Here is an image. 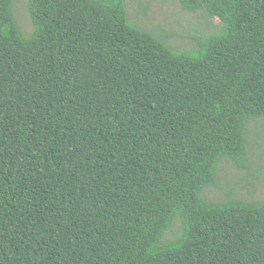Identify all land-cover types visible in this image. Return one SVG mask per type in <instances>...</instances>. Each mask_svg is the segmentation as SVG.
Returning <instances> with one entry per match:
<instances>
[{"label":"trees","instance_id":"obj_1","mask_svg":"<svg viewBox=\"0 0 264 264\" xmlns=\"http://www.w3.org/2000/svg\"><path fill=\"white\" fill-rule=\"evenodd\" d=\"M177 51L125 0H0V264H264V202H208L264 120V0H177ZM179 220V234L163 243Z\"/></svg>","mask_w":264,"mask_h":264},{"label":"rangeland","instance_id":"obj_2","mask_svg":"<svg viewBox=\"0 0 264 264\" xmlns=\"http://www.w3.org/2000/svg\"><path fill=\"white\" fill-rule=\"evenodd\" d=\"M131 23L163 40L177 51L197 48L202 37L221 30L218 19H211L204 11L185 12L177 0H125ZM14 14L24 36L32 32L27 12V0H14ZM248 168L237 170L229 162L221 161L217 168L218 186L205 190L208 202L227 199L245 202H264V120L249 125L246 134ZM179 220L166 232L163 243L173 241L179 234Z\"/></svg>","mask_w":264,"mask_h":264}]
</instances>
